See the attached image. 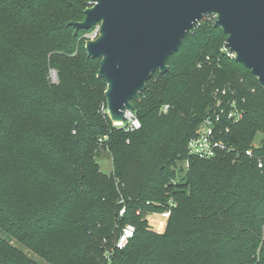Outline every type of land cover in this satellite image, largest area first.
Returning a JSON list of instances; mask_svg holds the SVG:
<instances>
[{"label": "trees", "instance_id": "16d2710c", "mask_svg": "<svg viewBox=\"0 0 264 264\" xmlns=\"http://www.w3.org/2000/svg\"><path fill=\"white\" fill-rule=\"evenodd\" d=\"M88 5L0 0V264H40L10 239L49 264H264V89L221 50L226 34L205 16L133 101L140 127L125 131L102 110L100 60L84 49L91 29L68 25ZM223 86L244 110L223 137L233 150L189 156ZM166 209L163 232L152 230L144 214ZM127 223L134 235L115 249Z\"/></svg>", "mask_w": 264, "mask_h": 264}, {"label": "water", "instance_id": "95a60500", "mask_svg": "<svg viewBox=\"0 0 264 264\" xmlns=\"http://www.w3.org/2000/svg\"><path fill=\"white\" fill-rule=\"evenodd\" d=\"M84 17L69 21L74 35L99 25L86 39L89 58L100 60L97 77L105 83L107 116L114 125L134 111L147 81L168 70L176 52L197 22L210 14L213 26L226 34L225 45L235 53L264 89V0H88Z\"/></svg>", "mask_w": 264, "mask_h": 264}, {"label": "built area", "instance_id": "2783aa9c", "mask_svg": "<svg viewBox=\"0 0 264 264\" xmlns=\"http://www.w3.org/2000/svg\"><path fill=\"white\" fill-rule=\"evenodd\" d=\"M208 18H211L214 22L216 15L210 14L207 15ZM99 29V28H98ZM91 37L94 38L97 33ZM226 52L230 58H235V53L229 51V49L224 45L221 49ZM213 95V106L211 111L207 114L206 117L202 119L199 123L195 135L192 136L187 142V153L189 156H194L199 159H209L214 157L219 151H230L233 150L232 146H229L223 139L224 134L229 132L230 124L238 122L244 114V110L238 104V100L235 98L234 90L230 89L228 86L215 87L212 91ZM243 101V99L241 100ZM107 112V108H103ZM161 110L166 112L168 110V105L165 104L162 106ZM107 114V113H106ZM125 120L120 125H115L122 127L125 131L136 130L140 127L139 119L134 115L133 111H127L125 113ZM259 145L255 143V140L252 142L251 147L248 148L245 153L248 156H252L253 148H256ZM184 164L185 171L189 166L188 159L182 160ZM258 167H261L263 162L259 157L257 158ZM171 206L174 205L173 202L169 200ZM125 211V207H122L119 211V214L122 215ZM170 210L166 209L160 212V215L165 218V221H160L159 225H165L166 219L169 215ZM138 213V211H137ZM163 227V226H162ZM135 227L127 223L125 224L114 243L115 249H123L133 237ZM112 250L107 252V256L111 254Z\"/></svg>", "mask_w": 264, "mask_h": 264}, {"label": "rangeland", "instance_id": "374dc122", "mask_svg": "<svg viewBox=\"0 0 264 264\" xmlns=\"http://www.w3.org/2000/svg\"><path fill=\"white\" fill-rule=\"evenodd\" d=\"M89 5H90V3H89ZM98 28H99L98 24L96 26H94L93 28H91V31L85 35V39H91V37L95 34V32ZM50 78H51L52 82L57 81V76H56L54 71H51ZM260 139H261V135L258 134L255 138V143H258ZM97 161H98L100 168L103 172L109 173L112 170L111 155H110V152L108 150L101 149L99 152ZM174 169H175V172H176L177 177H178L177 179H175V181H177L180 177L182 178L185 174V168H184L183 161H177L175 163ZM169 200L172 202V199H169ZM144 218L147 220L148 226L152 230H154L156 232H163L165 225H162L163 226L162 227L159 225V222L165 221V218L160 215V212H149V213L146 212L144 214ZM10 241L12 244H14L15 246L22 249L31 258L37 260L40 264H49L45 260H43L40 256L34 254L30 250H27L24 246H22L20 243L16 242L14 239H10Z\"/></svg>", "mask_w": 264, "mask_h": 264}]
</instances>
